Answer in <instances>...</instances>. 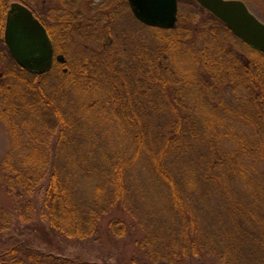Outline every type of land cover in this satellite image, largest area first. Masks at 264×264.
Listing matches in <instances>:
<instances>
[{"label": "trees", "instance_id": "1", "mask_svg": "<svg viewBox=\"0 0 264 264\" xmlns=\"http://www.w3.org/2000/svg\"><path fill=\"white\" fill-rule=\"evenodd\" d=\"M13 1L63 61L43 74L20 67L3 36L11 2L0 0V116L53 138L41 162L33 148L21 160L10 150L0 169L5 192L41 188L34 236L50 249L0 242V264H101L63 254V242L96 238L113 212L133 220L144 264H264L263 51L199 5V19L179 9L163 29L139 22L127 0H101L89 18L81 0H59L49 22ZM109 228L121 237L129 226Z\"/></svg>", "mask_w": 264, "mask_h": 264}, {"label": "rangeland", "instance_id": "2", "mask_svg": "<svg viewBox=\"0 0 264 264\" xmlns=\"http://www.w3.org/2000/svg\"><path fill=\"white\" fill-rule=\"evenodd\" d=\"M12 2L13 0H9ZM30 4L36 12H39L43 19L49 22V12L51 9L62 8L63 5L59 0H25ZM101 0H81L77 3L75 10L81 11L84 17L89 18L93 16L92 7L95 3ZM246 3L249 10L254 13L260 20L264 21V0H242ZM179 9L184 12H190L194 9L197 12V19L200 18L198 14V3L195 0H179L177 2ZM200 6V5H199ZM79 45L74 46L73 50L78 49ZM51 79V78H49ZM65 96L67 97L68 95ZM33 129L34 132L31 133ZM37 127L34 128L26 126L19 119V123L10 126L0 116V169L1 163L5 155L12 150L15 155L18 153V160H21L20 152L28 153L32 148L34 156L37 160L45 159V152L51 147L53 138H44L42 135L35 134L38 132ZM42 196L41 188L32 192L28 196L18 193L5 192V189L0 186V207L6 208L0 214V242H3L6 248L10 246L12 240L29 239L36 248L49 250L50 246L46 243H41L39 239L35 238V234L39 232V226L44 225L45 221L41 215L42 211ZM29 202L27 217L18 218V211L22 204ZM124 219L129 226L125 236L118 237L114 235L109 228V221L114 219ZM7 219L11 221H7ZM133 220L126 213L113 212L105 217L101 222V230L96 238L86 241H65V250L62 251L65 255L80 256L83 259L97 261L101 264H136L131 262L134 256L142 263L147 261L143 259L140 251L135 250L134 239L139 237V231L133 228ZM12 239H8L9 236ZM8 239V240H6ZM1 245V244H0ZM137 249V248H136ZM139 264V263H138ZM196 264V263H194Z\"/></svg>", "mask_w": 264, "mask_h": 264}, {"label": "water", "instance_id": "3", "mask_svg": "<svg viewBox=\"0 0 264 264\" xmlns=\"http://www.w3.org/2000/svg\"><path fill=\"white\" fill-rule=\"evenodd\" d=\"M134 17L150 27L170 29L177 23V0H127ZM223 22L236 37L264 53V22L242 0H195ZM5 45L23 69L37 74L49 71L54 60L46 28L26 5L13 1L6 13ZM63 61L62 55L55 57Z\"/></svg>", "mask_w": 264, "mask_h": 264}]
</instances>
